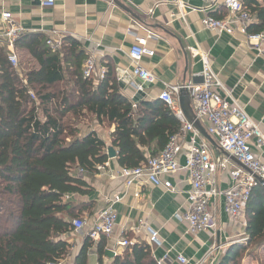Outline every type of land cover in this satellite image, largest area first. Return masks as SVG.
Masks as SVG:
<instances>
[{"label":"crops","instance_id":"1","mask_svg":"<svg viewBox=\"0 0 264 264\" xmlns=\"http://www.w3.org/2000/svg\"><path fill=\"white\" fill-rule=\"evenodd\" d=\"M224 1L217 0L210 7L202 0H54L52 7H43L41 0H0V53L6 58L11 53L6 39L2 37L5 32L2 15L9 13L12 22L24 30L23 37L40 35L46 38L48 34L55 32L63 39L75 41L85 58L95 49L96 73L93 74L92 81L99 82L102 79L97 75L102 71L106 74L111 69L120 93L131 101L140 81L131 75L133 65L128 52L135 37L144 38L147 40V48L154 55L144 57L140 66L156 80L141 90L144 93L141 101L155 102L159 100L165 85L199 82L196 75L201 71V64L199 57L192 51L200 50L208 55L211 69L224 90L230 92L264 136V59L258 56L247 37L237 31L231 36L220 35L203 28L201 24V20L207 15L216 19L225 18L228 12ZM257 1L261 3L260 0ZM116 3H120L128 11L121 9ZM251 18L253 24L255 20L254 17ZM13 51L18 59L17 66L22 71L39 68L24 49L13 46ZM215 91L224 96L222 89L217 88ZM38 118L44 119L41 113ZM201 126L205 130L206 127ZM79 128L81 134L93 132L104 142L107 162L101 165L104 167L103 171L96 169L93 174L83 176L87 186L86 195H70L67 200L71 203L70 213L86 219L90 225L96 214L105 207L106 199L119 198L114 205L116 226L112 235L103 239L105 252H113L114 257L122 254L126 248L117 246V243L123 238L132 245L146 244L155 262L167 257L165 264H179L176 259L180 255L189 264H195L204 258L212 244H216L220 247L219 251L214 259L205 263L215 264L220 255L232 245L233 240L245 235L244 225L235 229L229 222L221 197L214 205L216 230L192 234L186 223L179 222L174 217L175 214L183 215L188 211L187 194L190 184L185 171L176 172L167 178L174 189L173 193L147 182L136 183L127 188L122 181L109 179L110 174L121 169L116 157L110 159L107 155L115 126L106 122L98 124L90 117L82 119ZM201 137L206 140L202 135ZM251 145L253 153L264 163V146L256 147L255 139L251 141ZM186 150L185 145L178 156L179 165L184 164ZM154 155L148 154L147 157ZM235 167H239V164L231 161L228 170L217 174L216 183L221 191L230 187L229 170ZM140 222L157 234L156 243L149 241L146 230L139 234L134 232L133 228ZM87 232L88 228H85L81 232L73 231L62 237L71 247L62 264L73 263L84 242L88 240ZM99 241L94 242L88 250L86 264H99L100 260L102 264L111 263L113 258H108L105 252L101 257L98 255Z\"/></svg>","mask_w":264,"mask_h":264},{"label":"trees","instance_id":"2","mask_svg":"<svg viewBox=\"0 0 264 264\" xmlns=\"http://www.w3.org/2000/svg\"><path fill=\"white\" fill-rule=\"evenodd\" d=\"M260 2L241 0L255 20L247 28L249 35L264 33V0ZM45 40L30 35L14 43L37 62L36 70L13 67L0 53V264H62L68 257L71 247L62 237L73 232L71 222L80 218L70 213L67 197L86 195L83 176L107 162L104 142L93 132L81 134L82 119L115 126L110 147L121 168L143 164L180 128L161 100L134 104L124 97L111 69L97 83L84 79L85 54L75 41L63 39L61 50L52 52ZM245 235L244 243L232 244L215 264L259 261L264 251V190L259 185L245 207ZM104 238L97 245L100 257ZM93 245L88 238L72 264H86ZM110 264L156 262L149 247L139 243Z\"/></svg>","mask_w":264,"mask_h":264},{"label":"built area","instance_id":"3","mask_svg":"<svg viewBox=\"0 0 264 264\" xmlns=\"http://www.w3.org/2000/svg\"><path fill=\"white\" fill-rule=\"evenodd\" d=\"M210 7L217 0H202ZM43 7H52L54 0H41ZM224 6L228 12L223 19H216L209 15L201 20L203 28L220 35H233L236 31L247 37L248 42L255 47L258 56L264 59V33L249 35L247 28L253 20L245 11L241 0H225ZM5 32L2 37L6 39L11 53L7 59L11 66L17 67V57L13 51L15 41L24 34V30L15 25L9 13L2 15ZM150 39L151 36H148ZM147 40L140 37L134 38V43L128 52V58L133 65L132 77L142 83L153 84L155 77L140 66L144 57H152L153 51L147 48ZM46 46L52 52H59L63 46V37L52 32L47 35ZM199 57L201 71L197 74L199 82L190 81L182 85H165L159 96L168 109L174 114L180 123L179 130L169 138L166 146L157 155L148 156L146 161L136 168H121L117 173L110 174V180H120L129 188L136 183L147 182L154 187H161L169 193L174 189L167 180L172 174L185 171L188 176L190 189L187 194L188 211L183 214H175L179 222L187 224L192 234L206 233L216 230L215 201L221 197L224 201V212L229 222L238 229L245 226V207L249 201L252 189L258 185V180L264 181V163L253 153L251 141L255 139L256 147L264 146V136L256 123H254L243 108L232 98L229 91H225L220 81L213 73L208 60V55L200 50L192 51ZM82 77L92 79L96 73V50L92 49L81 65ZM105 72L97 76L103 79ZM96 76V77H97ZM220 88L224 96L215 90ZM141 91L140 86H136ZM185 91L190 100V106L195 118L204 125L216 147L204 140L200 133L188 123L178 106L180 93ZM30 98L34 100L32 93ZM187 146L183 165H179L178 156ZM222 155V156H221ZM231 161L239 164V167L229 170L231 180L230 187L221 191L217 187L216 176L220 171L228 170ZM97 170L103 171V166ZM81 174V171H79ZM119 198L105 200V207L96 214L92 224L86 219H74L71 222L75 233L88 228L87 236L92 242H97L101 237H110L116 226L117 215L114 205ZM134 232L139 234L142 230L149 234V241L156 243L157 234L140 222ZM247 240L243 234L233 240L234 243H244ZM132 243L121 239L117 246L127 248ZM220 247L212 244L206 251L204 258L195 264H205L214 259ZM167 257L158 260L156 264H165ZM179 264H189L182 256H177Z\"/></svg>","mask_w":264,"mask_h":264},{"label":"water","instance_id":"4","mask_svg":"<svg viewBox=\"0 0 264 264\" xmlns=\"http://www.w3.org/2000/svg\"><path fill=\"white\" fill-rule=\"evenodd\" d=\"M113 2H115V0H113ZM116 4L121 9H125V7L122 6L120 3H116ZM125 10H127V9H125ZM124 81H125V79L123 80V82ZM120 85H121L120 87L123 89L124 86L121 84V81H120ZM139 86L141 87V89H145V87L149 86V84L139 82ZM143 97H144V93H142V91H137V93L132 97L131 101H132V103L136 104V103L140 102L143 99ZM178 102H179L180 111L183 114L186 121L188 123L192 124L193 127L215 148L216 145H215L214 141L207 135L204 128L201 126L200 122L195 118V115H194L192 108L190 106L189 97L185 91H182L180 93V96L178 98ZM107 155L110 159L115 157L114 150L111 147H109L107 149ZM258 185L260 187H262V189L264 190V181L258 180ZM105 255L108 258L114 257V253L111 251H106Z\"/></svg>","mask_w":264,"mask_h":264},{"label":"rangeland","instance_id":"5","mask_svg":"<svg viewBox=\"0 0 264 264\" xmlns=\"http://www.w3.org/2000/svg\"><path fill=\"white\" fill-rule=\"evenodd\" d=\"M242 264H264V251L261 252L260 257H259V261L253 262L251 260H246V261H243Z\"/></svg>","mask_w":264,"mask_h":264}]
</instances>
